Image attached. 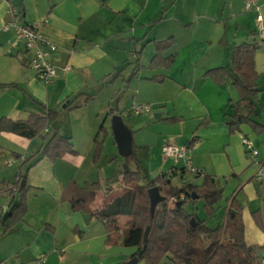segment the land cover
<instances>
[{
	"label": "crops",
	"instance_id": "obj_1",
	"mask_svg": "<svg viewBox=\"0 0 264 264\" xmlns=\"http://www.w3.org/2000/svg\"><path fill=\"white\" fill-rule=\"evenodd\" d=\"M8 1L0 0V117L25 120L32 113L44 115L55 110L52 130L69 136L74 151L51 160L40 157L46 130L29 139L0 132V184L9 187L19 173L25 174V203L35 199L34 207L41 209L40 215L27 218L23 214L4 230L17 231L24 242L1 250L0 262L32 264L42 253L47 257L45 264L55 260L61 264L82 241H94L103 251L110 249L112 243L106 242L102 222L97 226L94 216L71 210L61 195L69 180L78 185L98 181L102 186L98 178L89 179V172L80 181L77 172L87 157L95 162L101 155L94 159V135L110 117L109 109L119 114L118 105L127 108L142 102L158 106L153 118L144 117L138 127L139 131L157 129L137 145L133 126L129 128L124 122L132 137L130 168H138L146 177L183 166L182 161L164 158L161 148L185 145L192 137L196 141L187 149L189 163L202 174L233 173L235 161L252 163L240 141L242 136L249 138L241 128L247 123L229 130L238 93L223 69L230 68L235 45L256 43L253 62L259 73L258 91L260 84L264 87V46L256 24L257 14L264 20V0H254L250 8H245L246 0H10L22 10L21 22L35 27L56 47L49 54L56 69L49 84L35 78L23 42L11 29H3L10 18ZM155 56L171 61L167 66L151 67ZM136 59L142 66L126 83ZM215 68L223 69L210 72ZM114 73L118 75L111 81L102 82ZM258 91L250 115L254 122H258L252 118L255 102L259 95L264 99V92ZM87 95L92 97L81 105ZM67 111H73L69 112L74 123L70 128L60 125ZM10 150L20 157L18 165L8 170L13 166L7 158ZM257 157L262 159L264 154ZM186 176L194 183L201 177ZM13 196L16 199L17 193Z\"/></svg>",
	"mask_w": 264,
	"mask_h": 264
},
{
	"label": "trees",
	"instance_id": "obj_2",
	"mask_svg": "<svg viewBox=\"0 0 264 264\" xmlns=\"http://www.w3.org/2000/svg\"><path fill=\"white\" fill-rule=\"evenodd\" d=\"M8 2L22 17V10L10 0ZM256 46V43L246 42L235 45L230 54V68L210 70L212 73L219 69L226 71L238 93V99L234 103V119L228 123L231 132L239 129L241 123L249 124L253 130L264 131V122H254L250 119L258 91L259 73L255 70L253 62ZM170 61L169 58L163 60L155 56L150 66H167ZM134 63L126 83H129L142 66L137 59ZM117 75H107L102 82L108 79L111 81ZM153 79L161 80L160 77ZM91 97L92 95L85 96L81 105ZM113 113V109L107 112L109 116ZM56 116L55 110H47L44 115L32 113L25 120L0 117V132L13 133L29 139L46 130L40 157L55 160L64 153L74 151L69 136L52 130ZM100 132L103 135L107 132L103 124H100L93 138L94 159L102 148V141L97 138ZM195 139L192 137L187 141V149L193 145ZM13 155L20 157L14 153ZM132 157L133 151L125 157L126 162ZM187 174L184 166H173L169 173H160L149 180L138 168H129L128 171L122 169L119 181L114 187L109 186L102 190L98 181H86L83 185H78L74 180H69L64 185L61 196L67 200L71 210L82 211L102 222L107 243L120 241L123 245L134 247L129 259L135 257L137 262L143 260L144 264H258L260 256L264 255V243L258 245L245 242L241 208L233 196L228 198L223 222L214 228L207 227L203 220L185 210L186 201L202 199L204 208L210 215L214 212V204L221 197V188L215 177L202 174L200 170L192 175L194 178H203L200 184L188 178L180 186L172 184L174 176L182 178L187 177ZM24 177L25 174L19 173L9 187L0 184V192L7 191V199L10 201L9 215L3 223L5 226L7 224V228L20 220L26 211L25 184L20 186ZM154 185L158 187L164 201L150 214L147 189ZM14 193H17L16 199ZM261 196L264 198V195ZM171 199L175 201L172 210L168 207V201ZM252 214L256 225L264 231V215L257 212ZM147 227L149 231L144 238Z\"/></svg>",
	"mask_w": 264,
	"mask_h": 264
},
{
	"label": "rangeland",
	"instance_id": "obj_3",
	"mask_svg": "<svg viewBox=\"0 0 264 264\" xmlns=\"http://www.w3.org/2000/svg\"><path fill=\"white\" fill-rule=\"evenodd\" d=\"M261 45L264 46V41H261ZM151 49L152 48L148 50ZM262 92H264V87H262L260 84L258 94H261ZM150 107V113H147V115H139V117L137 118L133 115H122V118L128 125V127L131 128L133 126V130L135 132L134 143L136 145L139 141L152 137V131L154 130V128L155 130L157 129V127H149L144 131L138 130L140 120H142L146 116L153 118L155 109L158 108V106H154L151 104ZM125 108H122V105H118L117 112L119 114H123ZM69 112H72L73 114V111L66 112L65 117L61 119V121L63 120V122L60 123L61 127L65 126L67 128H70V126L74 124L71 120H69L72 117V115H69ZM109 118L110 117H107V121L104 122V126L106 127L107 132L104 135L100 132L98 137V140L102 141L101 155L95 162L91 161L90 157H87L86 161L82 164V167L77 172V176L80 181H82L81 179H83L82 175L89 172V179L98 178L102 183L103 188L107 186L114 187L115 185H117L120 172L122 169H124L125 164L128 166V168L131 167V163L128 161L126 162L125 157L120 156L117 151V147L110 129ZM134 118L136 119V121H134ZM252 118H254V120L258 122H264V99H261L260 95L255 102V113L253 114ZM241 128L244 133L248 134L250 141L252 142L259 155L261 156L262 154H264V131L259 132L257 130H253L248 124H242ZM236 134H239V136H241V132H237ZM7 158H9L13 162V166L8 167V170H11L18 165V157H15L11 150L7 152ZM248 162L249 161L246 160L241 163L235 161L236 166L233 170V173L227 172L214 176L217 180L218 186L221 188V197L217 201V203L214 204V212L212 214L209 215L206 212L202 199L186 201L184 204V208L189 214H193L197 218L203 220L204 224L207 227L214 228L217 225H221V223L223 222L225 206L228 203V198H231L233 196L235 198V201L241 208L245 241L253 244H261L264 243V231H262L256 225L252 213L257 212L261 215H264V198H262L261 196V194L264 195V185L260 184L254 177L256 165ZM2 168L5 167L2 166ZM152 177L153 176H149L146 178L150 180L152 179ZM202 179L203 178L200 177L195 180V182L197 184H200L202 182ZM171 182L175 186H180L182 183L181 178L178 175L174 176ZM4 194H7V191L0 192L1 205L3 203ZM34 202L35 199L26 201V203H28V208L24 213L25 217L33 218L36 217V215H40L41 209H36L34 207ZM124 218L127 219V217ZM97 222V226L102 225L99 220H97ZM6 229L7 224L5 226L0 222V252L4 249H14L15 246H18L19 241L24 242V240L19 237V233L17 231L5 232L4 230ZM134 249V247L123 245L122 243H120V241H118L112 244L110 249L103 251L101 245L96 244L94 241H82L73 246L74 252L67 253L65 255V261L61 264H71V261H74L76 263L81 262L85 264H127L129 256L134 252ZM58 252L59 251L57 250V254L59 255ZM46 258L47 257L45 256V262ZM11 261L12 260H8L6 263L11 264ZM53 264L60 263L55 260ZM136 264H144V262L143 260H139Z\"/></svg>",
	"mask_w": 264,
	"mask_h": 264
},
{
	"label": "built area",
	"instance_id": "obj_4",
	"mask_svg": "<svg viewBox=\"0 0 264 264\" xmlns=\"http://www.w3.org/2000/svg\"><path fill=\"white\" fill-rule=\"evenodd\" d=\"M254 0H246L245 8H250ZM7 12L10 15L9 20L3 25V29H11L16 36L23 42L25 49L30 53L29 65L35 71V78L43 84H49L53 81L56 74L55 66L49 59L50 52L56 50L54 44L48 41L35 27L21 22V15L18 10L8 2ZM257 34L259 38L264 41V20L260 14L256 16ZM69 66H65L64 69H68ZM151 107L148 103L133 102L127 108H125L121 116H139L142 114L150 113ZM241 144L247 154V158L256 165V171L254 173L255 179L264 185V158L258 159V152L253 146L252 142L247 136H242ZM164 158L171 159L174 163L179 161L183 162V166L190 175H194L198 172V169L191 166L188 159L187 148L185 145H173L166 144L161 148ZM182 182L187 181V177L181 178ZM10 201L5 200V203L0 207V217L8 210ZM45 255L40 253L34 257L32 264H44ZM0 264H6L0 262ZM12 264H27L22 261H14ZM258 264H264V255L259 258Z\"/></svg>",
	"mask_w": 264,
	"mask_h": 264
},
{
	"label": "water",
	"instance_id": "obj_5",
	"mask_svg": "<svg viewBox=\"0 0 264 264\" xmlns=\"http://www.w3.org/2000/svg\"><path fill=\"white\" fill-rule=\"evenodd\" d=\"M109 122H110V129L119 155L122 157L128 156L132 150V137L129 128L125 125L123 118L120 114H112L109 118ZM123 170L125 171L129 170L126 164ZM23 183L24 180H21L20 186H22ZM147 195L149 199L150 214H153L157 205L164 201V197L160 194L158 187L155 185L147 189ZM13 204H15V202ZM174 204H175L174 200L171 199L168 201V207L170 210L173 209ZM8 215H9V210H6L1 217V223H4ZM190 221L192 222L193 219L191 218ZM148 231H149V227H147L144 231L143 234L144 238L147 236ZM136 263L137 260L135 257H132L127 261V264H136Z\"/></svg>",
	"mask_w": 264,
	"mask_h": 264
}]
</instances>
